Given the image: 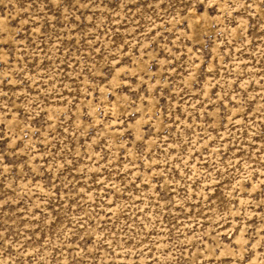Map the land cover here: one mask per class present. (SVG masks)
Masks as SVG:
<instances>
[{
    "label": "rangeland",
    "instance_id": "374dc122",
    "mask_svg": "<svg viewBox=\"0 0 264 264\" xmlns=\"http://www.w3.org/2000/svg\"><path fill=\"white\" fill-rule=\"evenodd\" d=\"M0 264H264V0H0Z\"/></svg>",
    "mask_w": 264,
    "mask_h": 264
}]
</instances>
